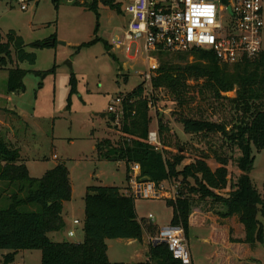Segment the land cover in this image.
I'll use <instances>...</instances> for the list:
<instances>
[{"label":"trees","instance_id":"obj_1","mask_svg":"<svg viewBox=\"0 0 264 264\" xmlns=\"http://www.w3.org/2000/svg\"><path fill=\"white\" fill-rule=\"evenodd\" d=\"M51 1L57 8L61 0ZM99 1L84 0L82 5L97 11ZM103 2L119 12L120 5H114L111 0ZM51 41L55 43V38L40 46L50 47L54 44ZM169 55L181 61L190 56L192 61L175 63L163 59ZM159 57L161 62L151 77L150 93L145 92V81H142L130 92L119 95L120 114L107 111L101 114L107 119V126L117 131L118 137L116 141L97 140L96 157L123 162L127 181L132 164L139 166V178H146L156 187L163 182L177 181L174 198L166 200V205L172 208L171 224H181L186 237L194 208L208 200L211 206L224 208L217 212L221 217H236L241 224L244 237H230L229 242L241 247L246 244L250 248H255L256 243L264 244V229L257 219L258 213L264 217V196L258 193L249 177L254 150L264 148V49L253 59L231 65L219 62L212 50L196 47L184 52H160ZM35 61V53L26 50L21 36L12 30L4 37L0 35V69L7 70V93L24 91L23 77L27 71L19 64H34ZM70 83L73 91L74 78ZM231 91L234 97L224 95ZM159 92L167 94L176 106V120L185 133L203 137L217 135L220 143L208 151L202 150L193 161L181 165L185 151L177 147L176 153H168L170 127L161 117L156 125L161 147L149 143V109ZM224 99L231 103L234 111L231 124L201 116L190 117L182 112L195 100L214 104ZM234 149L240 152L235 159L232 158ZM209 156L218 164L215 169L207 163ZM229 160L238 168L239 175L227 194L221 195L216 191L228 187ZM71 194L65 163L58 161L41 177H32L18 147L0 135V249L8 251L0 264H11L16 253L25 249L39 250L40 264H125L108 259L106 240L141 241L144 231L153 235V225L146 224L137 215L129 186L89 185L83 197V241H52L48 233L63 228V203L71 199ZM147 256L150 264H182L161 242L149 243Z\"/></svg>","mask_w":264,"mask_h":264},{"label":"rangeland","instance_id":"obj_2","mask_svg":"<svg viewBox=\"0 0 264 264\" xmlns=\"http://www.w3.org/2000/svg\"><path fill=\"white\" fill-rule=\"evenodd\" d=\"M83 1H77L81 3L79 5L77 2L67 3L61 0L55 8L51 0H39L34 7L22 11L12 6L10 0H0V35L4 37L9 30L14 31L23 38L26 50L36 55L34 64H19L20 68L27 71L23 77L24 91L7 93V70L0 69V135L6 142L8 140L18 147L32 177H41L58 161L66 164L73 185L72 200L67 204V209L72 206L74 216L79 220L83 217V197L87 186L124 188L130 184L126 180L124 163L98 159L95 144L103 138L116 141L117 131L107 126V119L101 117V114L106 113L108 104L116 96L126 94L142 83L144 73L148 70V60L143 52L137 54L133 50L126 53L112 44L123 34L128 18L123 8L129 0H111L114 5H120L119 12L100 1L97 11H94L82 5ZM53 37L55 43L52 46H40V43ZM95 39L94 43L82 46ZM262 46L264 49V30ZM158 59L161 62L160 57ZM163 59L175 63L192 61L190 56L186 61L178 60L172 55ZM71 78L75 81L73 91ZM144 87L145 92L150 93V82L145 81ZM224 95L234 97L235 93L231 91ZM176 110L167 94L159 92L157 100L151 103L149 109L150 132L157 131L158 118L167 121L171 146L166 149L172 154L176 153L177 147L183 149V165L193 161L202 150L208 151L219 144L221 140L217 135L203 137L185 133L181 123L176 120ZM182 112L190 117L201 116L229 124L234 113L231 103L225 99L214 104L195 100ZM156 141L157 144L153 145L160 148L158 137ZM253 154L249 177L263 197L264 148L254 150ZM239 156L240 152L234 149L232 158ZM207 163L211 169L218 166L212 156H209ZM227 169L228 187L216 191L221 195L227 194L229 186L239 175L238 168L231 160ZM178 185L177 181L163 182L158 187L162 197L135 199L138 217L144 219L146 224L153 225L152 237L156 236L158 228L171 224L172 208L166 205V200L174 198ZM223 210L221 205L211 206L208 200L194 208L193 226L187 239L194 264H264L263 243H256L255 248L248 245H235L232 249L226 247L230 237L243 238L244 231L236 217L223 218L217 213ZM149 214L154 216L153 221L147 220ZM257 219L264 229V217L261 213L257 214ZM66 232L67 229L64 228L61 232L48 233V237L57 242L66 238ZM80 234L81 231L75 236H68V239L76 242ZM145 243L109 241L108 259L111 262L125 263L132 256L130 264H141L142 261L135 257V252H140ZM7 252L0 249V263ZM40 261L39 250L25 249L16 253L11 264H40Z\"/></svg>","mask_w":264,"mask_h":264},{"label":"built area","instance_id":"obj_3","mask_svg":"<svg viewBox=\"0 0 264 264\" xmlns=\"http://www.w3.org/2000/svg\"><path fill=\"white\" fill-rule=\"evenodd\" d=\"M38 0H10L25 11ZM74 3L79 0H65ZM135 9V11H132ZM264 0H129L123 12L127 23L113 46L126 53L143 52L148 60L144 81L150 82L159 66L160 52H184L193 47L212 50L221 63L235 64L257 57L262 46ZM121 97L116 96L106 111L120 114ZM156 132L148 141L157 144ZM139 166L131 165L130 194L141 199H158L162 193L154 183L138 177ZM155 218L149 214L147 220ZM74 223H78L75 220ZM69 236L74 232L70 231ZM165 243L173 258L192 264L189 245L181 224L158 228L149 243Z\"/></svg>","mask_w":264,"mask_h":264},{"label":"crops","instance_id":"obj_4","mask_svg":"<svg viewBox=\"0 0 264 264\" xmlns=\"http://www.w3.org/2000/svg\"><path fill=\"white\" fill-rule=\"evenodd\" d=\"M39 1V0H38ZM36 2L34 4L37 5L39 2ZM11 4V3H10ZM12 5V4H11ZM13 6V5H12ZM33 6V7H34ZM32 8V7H30ZM29 8V9H30ZM28 10V9H27ZM25 10V11H27ZM263 34V33H262ZM70 178V176H69ZM70 182H71V179H70ZM71 186H72V190H73V185L71 183ZM71 198H72V194H71ZM72 199H70L69 201L67 202H64L63 203V210H62V213H63V223H64V226L62 229L66 228L67 229V232L65 234V237L66 238H63L61 240H58V242H61V241H68V242H72V240H69L68 239V233L70 231H73L74 232V235L75 236L77 234V232L81 231V234H80V237L78 238V240L76 241L77 243L79 242H82L83 241V237H84V234H83V230H82V227H83V219H84V211H83V217H82V220H79L77 219L75 216H74V213H73V207H69L67 209V204L71 202ZM75 220H78V223H74ZM193 226V222L191 221L190 219V225H189V231H190V228ZM61 229V230H62ZM60 230V232H61ZM189 231H188V235H189ZM156 235H157V231H156ZM71 237V236H69ZM152 237V235H149L147 233L143 234L142 235V240L141 241H137V240H134V239H108L106 240V245H107V257H108V254H109V249H110V245H109V241H116V242H121V241H125V243L127 244H130V243H135V242H139L141 244H144L145 243V246L139 250L140 252H135V257L136 258H140V261H142L141 264H150V261L148 260V256H147V252H148V246H149V239ZM239 238H242V237H239ZM238 238V239H239ZM187 239H188V236H187ZM211 243V242H210ZM214 245V243H211ZM235 245H237V243H231V242H227V246L226 247H229L230 249H232ZM246 244H243V247H245ZM246 248H248V246H246ZM215 249V248H214ZM143 251V252H142ZM216 251V250H215ZM214 251V252H215ZM18 253V252H17ZM130 259L132 260V256L130 257ZM191 259H192V255H191ZM131 260H129V262H125V264H130L132 263ZM192 264H194V261L192 259Z\"/></svg>","mask_w":264,"mask_h":264},{"label":"water","instance_id":"obj_5","mask_svg":"<svg viewBox=\"0 0 264 264\" xmlns=\"http://www.w3.org/2000/svg\"><path fill=\"white\" fill-rule=\"evenodd\" d=\"M100 2H103V0H100ZM223 3H226V0H222ZM54 41H51V44H53ZM61 44H64L63 42H60ZM69 66H71L70 62L68 61L67 62ZM143 181H146L147 179L146 178H142Z\"/></svg>","mask_w":264,"mask_h":264},{"label":"clouds","instance_id":"obj_6","mask_svg":"<svg viewBox=\"0 0 264 264\" xmlns=\"http://www.w3.org/2000/svg\"><path fill=\"white\" fill-rule=\"evenodd\" d=\"M132 11H135V9H132Z\"/></svg>","mask_w":264,"mask_h":264}]
</instances>
